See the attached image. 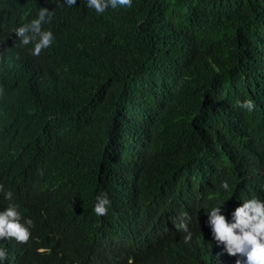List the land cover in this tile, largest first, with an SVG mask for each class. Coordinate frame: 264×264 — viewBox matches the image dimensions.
Segmentation results:
<instances>
[{"label": "trees", "instance_id": "1", "mask_svg": "<svg viewBox=\"0 0 264 264\" xmlns=\"http://www.w3.org/2000/svg\"><path fill=\"white\" fill-rule=\"evenodd\" d=\"M13 2L0 0V13L12 17L16 10L31 20L41 7L54 10L43 28L55 41L33 58V70L0 73L1 156L20 145L24 156V145L29 154L41 145L53 164L45 189L67 192L69 205L79 198L86 204L72 242L61 212L69 205L53 206L56 222L30 229L26 242L12 239L5 264H128L122 247L133 239L118 233L137 228L139 202L110 199L133 190L119 184L123 163L112 161L119 144L133 145V165L141 160L148 168L138 186L161 197L190 188L203 165L225 164V136L264 139V0H133L131 8L99 16L87 0L72 8L55 0ZM244 99L252 111L237 106ZM248 143H241L247 155ZM101 191L110 205L97 216L91 209ZM95 244L104 252L94 254ZM164 246L154 242L132 264H153ZM157 259L191 264L162 253Z\"/></svg>", "mask_w": 264, "mask_h": 264}, {"label": "clouds", "instance_id": "2", "mask_svg": "<svg viewBox=\"0 0 264 264\" xmlns=\"http://www.w3.org/2000/svg\"><path fill=\"white\" fill-rule=\"evenodd\" d=\"M59 7L72 8L77 0H55ZM11 5L14 4L10 0ZM66 5V6H65ZM133 6V0H87V8L102 15L109 9H127ZM12 17L0 13V73H19L33 70V58L42 55L55 41L53 31L45 30L43 25L51 24L54 10L41 7L35 18L21 19V12L12 10ZM0 85V91H2ZM241 109L252 111L254 105L250 99L237 100ZM0 117V134L2 130ZM226 162L222 166L201 167L199 174L190 166L194 174L191 187L178 191L175 195L155 196L138 186L139 177L148 171L140 160L133 165L135 149L133 145L122 142L117 148L116 163H123L120 185L133 186V190H123L110 194L114 205L123 204L118 195L129 202H139L136 207L137 228L126 230L119 228L118 235L133 239L128 247H122V253L128 254L127 263L132 264L140 252L147 251L154 242L165 246L158 254H168L172 261L186 258L191 264H264V139L246 136L234 140L225 136ZM243 141H249L252 152L246 154ZM10 148L6 157L0 151V264H5L7 247L16 242H26L30 238V229L38 232L47 222L52 223L56 214L53 206L69 205L65 201L67 192L54 193L45 189L44 180L53 170L52 158L45 154L43 147L32 148L24 145ZM30 149V148H29ZM158 164V163H157ZM103 172V165H102ZM115 170V169H114ZM8 185L5 184L6 177ZM104 185L112 186L109 173H102ZM124 180L133 182L124 184ZM234 183L230 186V183ZM125 194H121V193ZM73 189V194H76ZM101 191L94 197L92 212L97 216L107 213L110 200ZM86 202L79 198L77 204L71 203L62 215L67 224L64 229L70 242L74 234H81L85 219L83 209ZM45 210V214L32 216L30 209ZM53 212V216L50 212ZM145 239L138 240L141 235ZM98 237V236H97ZM96 237V238H97ZM4 245V246H2ZM104 248L100 244L92 247L94 254ZM153 264H164L157 259Z\"/></svg>", "mask_w": 264, "mask_h": 264}]
</instances>
